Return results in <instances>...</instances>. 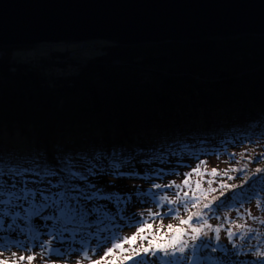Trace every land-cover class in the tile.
<instances>
[{
  "label": "trees",
  "instance_id": "16d2710c",
  "mask_svg": "<svg viewBox=\"0 0 264 264\" xmlns=\"http://www.w3.org/2000/svg\"><path fill=\"white\" fill-rule=\"evenodd\" d=\"M89 43L94 45L86 50L71 42L0 47V153L15 160L39 154L56 166L57 158L68 154L91 159L97 153L122 152L133 158L132 166L122 171L134 168L139 175L89 177L93 183L111 181L119 188L113 191L120 193H130L138 183L149 186L148 191L153 183H172L174 176L198 163L193 158L198 156L209 162L207 172L227 171L214 178L216 191L208 196L214 209L221 200L229 205L239 204L236 197L244 201L239 212L228 207L215 216L208 214L209 223L224 229L232 227V221L245 226L244 216L255 213V236L250 237L258 241L250 247L264 250V211L256 204L257 196L264 200V182L255 175L256 168L264 169V34L133 46ZM95 44L100 53L84 58ZM42 45L46 50L37 56L15 52ZM245 164V172L229 171ZM145 173L152 179H145ZM162 191L175 198V188ZM168 207L159 208L161 215ZM176 207L180 218L187 219L190 213ZM151 208L157 211L155 204ZM126 213L136 217L137 204L128 205ZM44 215H52L51 210ZM117 223L125 226L119 218ZM162 223L166 237L167 225L180 226L178 219L167 216ZM152 226L153 232L160 229L159 217ZM240 242L248 245L246 239ZM219 244L215 252L206 248L202 264L206 259L235 264L227 245Z\"/></svg>",
  "mask_w": 264,
  "mask_h": 264
},
{
  "label": "snow or ice",
  "instance_id": "6c2138e0",
  "mask_svg": "<svg viewBox=\"0 0 264 264\" xmlns=\"http://www.w3.org/2000/svg\"><path fill=\"white\" fill-rule=\"evenodd\" d=\"M216 155L218 156L219 153ZM232 156L234 157L235 154ZM193 158L198 160L197 167L191 172L185 173L182 185H177L175 182L166 185L153 183V190L140 191L137 189L134 193H120L119 191H107L97 183L90 182L89 177L139 175L134 168L132 171H122L133 164V158L123 156L122 152L114 151L110 156L97 153L91 159L79 154L76 156L68 154L58 157L56 166L48 162L46 156L39 154L29 159L15 160L0 153V233L19 232L23 234L32 230V223L36 218L53 220L58 222L60 227L54 226L53 232L49 233L53 237L52 240H48L45 244L40 236L36 235L32 237L36 243L19 245L17 250L30 252L32 248H39L42 250L40 253L42 258H44V252H47L49 257L70 255L71 252L77 250L68 248L65 252H61L54 246L53 241L56 239L55 233L58 232L60 242L63 244V233L68 231L69 225L76 224L89 229L94 228V231L80 233L77 242L81 245L79 249L81 259L77 261V264H83V261H88L89 264H128V262L130 264H198V254L203 249L211 247V250L215 252L217 247H221L219 244L221 227L210 224L209 218L206 216L208 214L215 216L218 209L228 207L236 208L239 212L244 201L236 197L239 204L229 205L227 201L221 200L214 209L212 201L208 200L209 194L216 191L212 187L214 178L219 175H227V171L223 174L218 173L216 169H212L210 173L202 172L201 167L206 165V161L199 160L198 156ZM260 159L264 160V154ZM81 160L85 161L84 165L79 163ZM104 162H106V167ZM81 167L84 170H81ZM246 169L247 165L245 164L244 168L229 169V171L245 172ZM193 173L200 177L207 175L213 178L206 181L207 189L201 186L200 181H197L194 187L190 184L189 178ZM262 174H264V169L256 168L255 175L259 177L260 182H264ZM155 175L162 178L160 172H156ZM144 178L152 179L147 173ZM229 179L232 177L229 176ZM256 182L253 181V183ZM220 187L228 186L221 184ZM164 188H175L177 190L174 193L175 198L170 199L168 195L164 194L162 191ZM184 188H187L188 191H183ZM261 190L264 191V189ZM182 191L183 195H181ZM133 196L139 203L155 204L157 211L155 213L150 211L147 218L141 214L139 220L134 215H127L126 208L132 203ZM221 196H223V192H221ZM216 199L218 197H213V201ZM165 204L169 207L167 212L161 215L159 208ZM178 204L183 207L186 213H190L187 219L180 218V208L176 207ZM256 204L258 209L264 211V200L259 196L256 198ZM191 209H195V211H191ZM49 210L52 215L45 216L44 213ZM248 215L251 216L250 211H248ZM165 216L178 219L180 225L178 227H174L172 224L167 225L169 233L167 237L162 231L164 227L162 221ZM157 217L161 221V226L160 229L153 232L152 224L155 223ZM117 218L124 221L125 226H135L136 233L131 237H122ZM238 218L243 219L242 216ZM227 219L226 216L225 220ZM20 221H23V227H21ZM260 223L264 224V219H260ZM232 225L237 229L243 228V225L236 224L235 221H232ZM146 231L148 235H142ZM245 232L246 235L238 237L237 232L232 231L231 227L227 230V239L229 243L233 244V248L236 247L233 237L248 239L252 230L245 229ZM138 237L141 244L136 247ZM185 237L188 239L186 240ZM0 238H4L7 242L6 237ZM145 241L147 246L144 244ZM213 241L216 246H213ZM125 244L130 247L126 249ZM116 251H119V256L115 255ZM98 252L101 253L99 259H93L92 257ZM11 255L15 257L16 251H12ZM252 256L256 264H264V250H256L252 252ZM34 259L35 254L20 255L17 264L24 261L32 264ZM0 264H10V262L0 260Z\"/></svg>",
  "mask_w": 264,
  "mask_h": 264
},
{
  "label": "water",
  "instance_id": "95a60500",
  "mask_svg": "<svg viewBox=\"0 0 264 264\" xmlns=\"http://www.w3.org/2000/svg\"><path fill=\"white\" fill-rule=\"evenodd\" d=\"M241 34H264V0H0V47Z\"/></svg>",
  "mask_w": 264,
  "mask_h": 264
},
{
  "label": "rangeland",
  "instance_id": "374dc122",
  "mask_svg": "<svg viewBox=\"0 0 264 264\" xmlns=\"http://www.w3.org/2000/svg\"><path fill=\"white\" fill-rule=\"evenodd\" d=\"M94 41V40H92ZM86 42V41H84ZM46 46L47 45H42L41 47H28L26 49H16L15 52L20 54L23 57H27L28 54L30 56H37V53H41L42 50H46ZM97 46H96V50H90L87 52H84L83 57L84 58H91L96 56L98 53H100V50H97ZM206 161V165H207ZM202 166L201 167V171L202 172H207V170H210V168L208 166ZM197 164H194L193 166H190L188 168H186L185 170H183L184 172H182L179 176H174L175 178L173 179L175 182V184L177 185H182L183 180L185 179V173H189L192 171V169L196 168ZM208 167V168H207ZM212 171V169H211ZM209 173V172H208ZM208 179H212L210 176H197L195 173H193V175L189 178L190 180V184L194 187L195 183L197 181L201 182V186L204 189L208 188V184L206 183V181ZM107 180L105 179H100L94 183H97L99 186L101 187H106V190H118L119 188L114 185L111 181H107V185H104V183ZM215 183V182H214ZM214 183L212 184V186L214 185ZM131 190L130 193H134L137 191V189H139L140 191H148L149 186H145L142 185L140 183L136 184V186H131L129 188ZM177 191V190H176ZM183 191H188L187 188H184ZM183 191L181 192V195H183ZM189 195H191V193H189ZM134 199L132 200V203H134V206L138 207V213L136 214V217H138L137 220H139L141 218V214H143V217L147 218L149 212H153L155 213V209L154 211L152 210L151 206H154V204L152 203H139L136 199L135 196H133ZM147 199V198H145ZM136 203V204H135ZM255 213L251 212V216L248 215V213L244 216L245 219V226H243V228L241 229H237L235 228V226L231 227L232 231L237 232V236H239V233H241L242 236L246 235L245 229H252L254 227V221H252L251 217L254 215ZM255 216V215H254ZM186 218V217H184ZM182 217V219H184ZM38 221L39 223V227L38 225H36L35 223ZM151 222V221H150ZM163 222V221H162ZM21 224V227L24 226L23 221L19 222ZM178 223V222H177ZM176 222H172L173 225L177 224ZM213 226H216V223H210ZM55 227H60L59 223L53 220H44V219H40V218H36L35 222L33 221L32 223V230L30 232H25L23 234L16 232V233H9V232H3L0 233V237H6L7 238V242L5 241L4 238H0V260H6L9 261L10 264H17L18 261V257L20 255H30V254H35V259L32 261V264H77V261L81 259V253L79 252V249L81 247V245L77 242L80 238V233H86L89 231V228L87 227V229H85V227H81L79 225H69L68 226V231L63 233V237H64V243L61 244L60 242V234L57 232L55 233L56 235V239L53 241L54 246L57 249H60L61 252H65L68 248H72V249H76L77 251H73L71 252L70 255H64V256H55L52 255L51 257H49L47 252H44V258L41 257V249L39 248H32L30 252H22V251H18L17 247L19 245H31L36 243V241L32 240L33 236L39 235L40 239L43 240L45 242V244H47L48 240H52L53 237L52 235H49V233L53 232V229ZM152 230L154 231V227L152 226ZM227 230L228 229H224L223 227H221V232L219 233L220 236V241L219 242H224L227 247L230 249V253L234 256V260H235V264H256L254 257L252 256V252L259 250L258 248H251L250 246L254 244V241H258V239H256L255 237H250L252 235V233L255 236L254 232H251L250 236L247 240L248 245H243L240 242V238L237 237H233V243L235 244V248H233V244L228 242L227 239ZM137 228L135 226L133 227H128V226H124V224L122 226H120L119 232L120 235L122 237H131L134 233H136ZM211 235V233H209ZM142 235H148L147 231L145 233H143ZM73 237H75V239H73ZM185 239L187 240L188 237H185ZM254 240V241H253ZM141 244V241L139 239V237L136 240V244L135 246L138 247ZM145 246H147V242H144ZM124 247L127 249L130 246L128 244H125ZM261 250V249H260ZM12 251H16V256L13 257L11 255ZM233 251H235V254L232 253ZM206 252V248L203 249L199 254H198V264H202L203 261V253ZM101 253L98 252L95 256H93V259H99ZM116 256H119L120 253L119 251H116L115 253ZM109 259H112V257H109ZM21 264H28L27 261L21 262ZM83 264H89L88 261H83ZM128 264H130V262H128Z\"/></svg>",
  "mask_w": 264,
  "mask_h": 264
},
{
  "label": "built area",
  "instance_id": "2783aa9c",
  "mask_svg": "<svg viewBox=\"0 0 264 264\" xmlns=\"http://www.w3.org/2000/svg\"><path fill=\"white\" fill-rule=\"evenodd\" d=\"M89 42H90V41L81 42V43H80L81 49L86 50V49H88L89 47H91L92 45H94V44H90ZM95 45H96V44H95ZM96 46H97V45H96Z\"/></svg>",
  "mask_w": 264,
  "mask_h": 264
},
{
  "label": "bare ground",
  "instance_id": "6f19581e",
  "mask_svg": "<svg viewBox=\"0 0 264 264\" xmlns=\"http://www.w3.org/2000/svg\"><path fill=\"white\" fill-rule=\"evenodd\" d=\"M185 41H187V40H180V41H178V42H185ZM162 42H165V41H162ZM160 43V42H159ZM124 46V45H123ZM40 226V225H39ZM38 226V227H39ZM85 229H87V227H85ZM89 231H94V228H92V229H89Z\"/></svg>",
  "mask_w": 264,
  "mask_h": 264
}]
</instances>
